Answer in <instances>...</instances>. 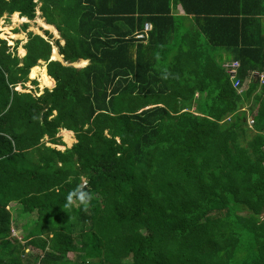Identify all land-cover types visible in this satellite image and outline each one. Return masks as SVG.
<instances>
[{
  "label": "trees",
  "instance_id": "trees-1",
  "mask_svg": "<svg viewBox=\"0 0 264 264\" xmlns=\"http://www.w3.org/2000/svg\"><path fill=\"white\" fill-rule=\"evenodd\" d=\"M171 4L240 91L204 49L173 52ZM36 9L63 61L28 23L22 56L0 38V264H264V0H0V19ZM39 61L54 86L34 94ZM77 186L92 199L65 208Z\"/></svg>",
  "mask_w": 264,
  "mask_h": 264
},
{
  "label": "crops",
  "instance_id": "crops-1",
  "mask_svg": "<svg viewBox=\"0 0 264 264\" xmlns=\"http://www.w3.org/2000/svg\"><path fill=\"white\" fill-rule=\"evenodd\" d=\"M14 13H17V12H14ZM170 13H171V15L173 16V17H175V19H176V23H177V26L175 27V29H174V31L172 32V34L169 36V41H170V43H173L174 45V50H173V52H177V49H176V47L178 46V45H186V47H187V49H188V47H190L192 50H196V52H198V51H200V52H202L203 51V49L205 50V51H207V54H208V56H210L215 62H217V63H219L220 65H222L223 67H224V65L225 64H227V63H229V62H231L232 61V59H231V56H230V54L228 53V52H226L224 49H222V48H214V47H211V46H209V45H207V44H204V43H199V41L196 39V42H194V41H189V40H187V39H185L184 40V37L182 36L183 34H190L191 32H193L194 31V29L196 28L194 25H193V23H192V20H191V15H188V16H185V13H184V11H183V9H182V7H181V5L180 4H171V8H170ZM18 14V13H17ZM12 16V15H11ZM35 19L36 20H40V21H42L45 25H47V26H51L55 31H56V33H52V31H51V29H48V28H50V27H48V28H45V27H42V25L40 24H38L39 25V28L37 29V30H39V33L37 32H35L34 31V33H36V34H39V35H41V36H43V37H45V35H44V32L45 31H48V33H50L51 34V38H50V43H51V45H52V49H51V51H52V57L54 58L53 60H57V59H59V61H63L62 60V55H60L59 53H58V48H57V46L55 45V41H58L61 45L64 43V40L59 36V33L57 32V30L55 29V27L53 26V25H51V24H47V23H45L44 22V19L40 16V11H39V9H36V17H35ZM26 22H29L27 19L25 20ZM39 21V22H40ZM145 23H148L149 25H150V29H151V23L150 22H145ZM144 23V24H145ZM143 28H144V25H143ZM40 31H42V32H40ZM149 31V30H148ZM148 31L146 32V34H145V36H144V38L143 39H139V38H136L137 40H139V41H145L146 39H147V33H148ZM33 32V31H32ZM25 42V41H24ZM23 42V43H24ZM55 47L57 48V50L55 49ZM53 49H55L56 50V56H54L53 55ZM24 50V49H23ZM25 52V51H24ZM23 52V53H24ZM22 53V54H23ZM178 53V52H177ZM51 57V56H50ZM192 57H194L195 58V56H192ZM194 58L191 60V62H193V63H195L196 62V59L194 60ZM88 60L87 59H78L77 61H75V62H72V63H70L72 66H74V67H77V68H82V67H84L85 65H87L88 64ZM39 63H41L40 61H39ZM37 68H39V69H43L42 70V72H45L46 70H45V66H42V67H39L38 65L36 66ZM45 75H46V77H44L43 76V78H42V80H41V85L43 86V85H45L46 87H50V88H52L53 86H54V80H53V84H51L50 82H49V80H48V78H47V74H46V72H45ZM44 79V80H43ZM255 113H256V110H254L253 111V115H255ZM62 131H68V132H70L71 133V135H72V138H73V142L70 144V145H68V144H66V146H68V147H70L74 142H75V138H74V135H73V133L71 132V131H69V130H66V129H64V128H60L59 129V132H58V135L59 136H61V132ZM62 138V137H61ZM63 140V139H62ZM65 142V141H64ZM59 148L60 149V147L61 146H56V148ZM57 148V149H58ZM64 149V148H63Z\"/></svg>",
  "mask_w": 264,
  "mask_h": 264
},
{
  "label": "rangeland",
  "instance_id": "rangeland-1",
  "mask_svg": "<svg viewBox=\"0 0 264 264\" xmlns=\"http://www.w3.org/2000/svg\"><path fill=\"white\" fill-rule=\"evenodd\" d=\"M13 14H15V13H13ZM16 17L19 19L23 18V17H19L17 13H16ZM25 20L14 21L13 17L11 15L6 19H3V18L0 19V38L5 39L7 41L8 45H14L16 40L19 41V43L16 45V53L18 56L23 55L22 53L24 52V50H23V48H21V45L26 40V36H25V32L22 30H19L17 33H15L14 32L15 29H19V27L21 26L22 23H28L27 31H33L34 32V30H35L36 33L37 32L39 33V30H37L39 28V25H40L39 20L33 19V20H30L29 22H26ZM40 32H42V31H40ZM11 34H13V35H11ZM55 49L57 50L56 47H55ZM50 59H54L52 57V51H51ZM40 62L41 63H39V65H38L39 67L45 66V63L43 61H40ZM33 80H35L37 82L36 86L31 84V82ZM23 84L26 87V89H23V90H25V91L31 90L34 94H37V92L40 91L43 87H46V86L41 85L38 75L35 77H32V78L30 77L28 79V81L24 80ZM47 88H50V87H47ZM17 89L21 90V88L19 86L17 87ZM246 116H247V114H246ZM59 137L61 138V136H59ZM71 139L72 140H70L68 142H64V140H62V138H61V141L64 143V145H56V146H61L60 149L68 147V146H66V144L68 143V145H70L73 142L72 137H71ZM28 228L29 227L26 226L24 228V231L27 230ZM74 240H75V245H76L75 250L68 253V255H67L68 259H71L74 256V253H77V250H78V245H79L78 237L75 236ZM25 251L27 252L28 250H25ZM122 261H124V259H122Z\"/></svg>",
  "mask_w": 264,
  "mask_h": 264
},
{
  "label": "built area",
  "instance_id": "built-area-1",
  "mask_svg": "<svg viewBox=\"0 0 264 264\" xmlns=\"http://www.w3.org/2000/svg\"><path fill=\"white\" fill-rule=\"evenodd\" d=\"M150 30V25L148 23L144 24V28L142 30L141 33H137L135 35V38H139V39H143L146 32ZM239 64L237 61H232L229 62L227 64L224 65V68L226 70V72L229 74L230 80L232 82V86L237 89L238 91L241 90L242 85H240V80L239 78L236 76V71L238 68ZM252 76L256 77L259 79V82L262 83L264 81V73H257L254 72L252 73ZM246 111V123L249 127H253L254 124V117L252 113H249V111L247 110V108H243ZM262 134L264 135V130L262 131ZM262 148L264 149V145L262 146Z\"/></svg>",
  "mask_w": 264,
  "mask_h": 264
},
{
  "label": "clouds",
  "instance_id": "clouds-1",
  "mask_svg": "<svg viewBox=\"0 0 264 264\" xmlns=\"http://www.w3.org/2000/svg\"><path fill=\"white\" fill-rule=\"evenodd\" d=\"M65 208L70 207L74 202H78L81 206H87L88 202L92 199L91 194L84 190V188L77 186L76 189L69 192L66 196Z\"/></svg>",
  "mask_w": 264,
  "mask_h": 264
},
{
  "label": "bare ground",
  "instance_id": "bare-ground-1",
  "mask_svg": "<svg viewBox=\"0 0 264 264\" xmlns=\"http://www.w3.org/2000/svg\"><path fill=\"white\" fill-rule=\"evenodd\" d=\"M12 17H13V20L14 21H23V20H25L26 18L25 17H23V18H21V19H19V18H17L16 17V13L15 14H12ZM40 21V20H39ZM40 24L42 25V27H45V28H48V27H50V28H48V29H51V31H52V33H56V31L51 27V26H47V25H45L42 21H40ZM34 29V28H33ZM35 31V30H34ZM22 48V47H21ZM53 55L54 56H56V50L55 49H53ZM43 68V67H42ZM43 70V69H42ZM44 77H46V76H44ZM44 80V79H43ZM61 137H62V139L65 141V142H68V141H70V140H72L71 139V137H72V135H71V133L70 132H68V131H62L61 132ZM68 144V143H67Z\"/></svg>",
  "mask_w": 264,
  "mask_h": 264
},
{
  "label": "water",
  "instance_id": "water-1",
  "mask_svg": "<svg viewBox=\"0 0 264 264\" xmlns=\"http://www.w3.org/2000/svg\"><path fill=\"white\" fill-rule=\"evenodd\" d=\"M57 60H59V59H57Z\"/></svg>",
  "mask_w": 264,
  "mask_h": 264
}]
</instances>
